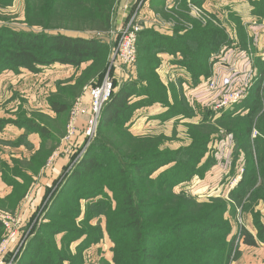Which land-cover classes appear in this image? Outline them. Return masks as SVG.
<instances>
[{
  "label": "rangeland",
  "instance_id": "1",
  "mask_svg": "<svg viewBox=\"0 0 264 264\" xmlns=\"http://www.w3.org/2000/svg\"><path fill=\"white\" fill-rule=\"evenodd\" d=\"M259 2L257 0L254 5L251 0H203L197 5L192 0H177L168 8L171 3L168 5L167 0L156 5L158 7L150 0H137L133 4L126 3L128 13L122 14V0H119L113 7L111 29L66 31L75 36L102 38L104 59L87 60L79 66L53 63L44 66L39 73L21 69L20 72L5 70L0 74V219L2 216L14 219L11 232L2 220L0 264H28L30 261L34 264L113 263L114 243L108 232V219L117 208L111 185L119 176L112 166L121 162L126 167L122 152L145 166V179L158 178L168 170L171 173L166 177L175 175L187 179L175 187L176 192L185 191L199 201L228 199L230 189L243 175L246 154L244 148L238 146L243 134L235 129L234 118L217 120L218 115L212 113L217 92H208L205 86L199 88L198 93L209 96L203 109L193 99H186L185 103L180 96L177 105L170 100L173 110L160 103L167 117H153L156 112L150 106L157 104L152 103L153 91H157L159 99L165 100V90L168 92L165 86L169 88V77L174 78L167 69L165 72L167 64L162 62V55L167 53L140 50L143 40L138 43L136 65L122 69L111 65V55L117 47L119 29L135 13L143 30H155L156 25L164 30L170 25L185 32L197 25H208L222 33L224 40L219 45V53L210 56L209 71L217 72L218 77L230 76L236 85L242 86L244 81L255 74L258 76L261 68L264 69L261 62L264 30H260L264 9ZM144 4L150 7L146 8L150 9L147 15L153 17V20H145L154 24L144 23L146 16L141 14ZM24 20L22 0L0 9V27L41 31ZM218 40L221 41V37ZM141 55H147L158 65L148 76L142 75L143 78L138 75ZM228 59L234 60L236 67ZM108 72L114 77L113 93L128 83L139 85L137 91L135 89L139 95L135 94L129 102L131 108L123 110L117 121L99 124L91 140L84 133L87 114L80 116L75 122L77 129L70 133L75 107L82 104V108L88 110L89 89L100 84ZM235 72L240 73L236 79ZM189 79L192 87L198 85L191 77ZM147 93L150 98L146 99L143 96ZM54 103L62 104L65 110L56 111ZM203 119L207 127L199 126ZM37 124L44 127L43 135L36 129ZM255 129L252 139L259 135L253 136ZM136 152L140 154L134 155ZM88 158L96 159L102 166L93 176L79 166ZM235 162L237 166L231 174V165ZM263 200L247 205L243 215L240 206L237 217L231 221L234 229L241 225L257 228L258 223L264 224V208L260 206H264ZM227 217L228 214L225 219ZM237 243L240 247L243 242L238 239Z\"/></svg>",
  "mask_w": 264,
  "mask_h": 264
},
{
  "label": "trees",
  "instance_id": "2",
  "mask_svg": "<svg viewBox=\"0 0 264 264\" xmlns=\"http://www.w3.org/2000/svg\"><path fill=\"white\" fill-rule=\"evenodd\" d=\"M15 1L17 0H0V9L12 6ZM22 1L25 3L24 21L30 27L41 28V31L0 27V74L5 70L20 72L21 69L39 73L44 66L53 63L79 66L87 60L104 59L101 52L105 48L102 38L75 36L66 31L111 29L113 7L119 0ZM150 1L155 7L164 2ZM192 1L199 5L203 0ZM256 1L251 0L254 5ZM259 5L263 10L262 0ZM219 37L221 41L218 40ZM143 40L144 46H140V50L174 55L175 62L183 66L193 82L198 84L195 87L202 86L211 76L210 56L218 53L220 43L224 42L222 33L208 25H197L195 29L185 32L181 28L176 29L173 36L144 29L139 33L138 43ZM138 66L140 78L142 75L148 76L150 70L155 71L158 67L147 55L140 56ZM260 72L258 76L255 74L247 82L244 81L242 86L235 84L234 87L243 88L248 93L241 103L232 109L212 111L214 115H218L217 120L234 118L235 129L243 134L238 146H242L246 154L244 172L238 183L230 189L228 199L199 201L185 191L176 192L175 187L187 180L185 177H166L170 172L166 170L158 178L145 179V166L134 162L124 152L120 154L125 159L126 167L121 162L119 165L115 162L112 166L119 179L111 185L117 203V208L108 219V232L114 243L111 264H230L240 255L238 239L253 246L258 244V239L264 242V224L258 223L257 239L245 225L234 231L231 222L237 217L240 206L243 207V215L247 211L244 209L247 205H256L259 199H264L261 198L264 197V69L261 68ZM239 75V72H235V79ZM146 81L150 82L148 79ZM165 87L168 89L167 92L163 87L165 100L159 99L157 91H153L152 103H161L172 110L173 103L169 104L172 99L177 105V99L181 96L187 103L189 97L185 83L181 85L173 82L169 88ZM138 88L139 85L135 87L128 83L113 93L104 106L100 125L117 121L123 110L131 108L129 102L137 94L135 89L137 91ZM143 97L147 99L150 95ZM204 100L206 101L203 103L195 101L196 105L206 107L209 96ZM53 108L59 112L65 110L59 103H54ZM174 108L177 113L178 107ZM166 114L162 115L167 117ZM205 122L207 121H202L199 126L207 127ZM254 128L259 131V135L252 139ZM36 129L42 135L45 132L40 125ZM139 154L140 152L134 153L137 156ZM99 165L96 159L88 158L79 166L84 167L86 174L93 176L102 167ZM236 166L237 162L232 163L231 174H234ZM180 170L184 172L183 168ZM257 187L259 189L255 191L254 188ZM226 214L228 217L225 219ZM2 227L4 228L0 219V229ZM161 237H164L163 240ZM28 264H34V261Z\"/></svg>",
  "mask_w": 264,
  "mask_h": 264
},
{
  "label": "built area",
  "instance_id": "3",
  "mask_svg": "<svg viewBox=\"0 0 264 264\" xmlns=\"http://www.w3.org/2000/svg\"><path fill=\"white\" fill-rule=\"evenodd\" d=\"M143 30L140 21H137V13L119 29L118 43L115 51L111 55V65L122 69L133 67L137 61V43L139 33ZM261 59L264 63V49L261 52ZM208 92H217V97L212 107L215 111L232 109L235 105L242 102L246 96L243 88H236L234 80L230 76L218 77V75L209 77L204 82ZM115 88L114 77L108 72L98 85L89 89L90 103L86 111L82 104H78L73 111V118L70 124V133H74L77 126L75 122L81 115L87 114L84 122V133L87 139H93L102 117L105 104L110 101ZM244 111H242L243 113ZM259 132L255 129L253 136ZM2 220L8 231L14 228V219L9 216H2Z\"/></svg>",
  "mask_w": 264,
  "mask_h": 264
},
{
  "label": "crops",
  "instance_id": "4",
  "mask_svg": "<svg viewBox=\"0 0 264 264\" xmlns=\"http://www.w3.org/2000/svg\"><path fill=\"white\" fill-rule=\"evenodd\" d=\"M136 1L135 0H122V3H121L122 10L121 11L124 12V13L122 12V14H127L128 13V11H126V9H128V5L126 3H130L131 2L130 4H133ZM147 1H149V0H147ZM176 2H177V0H167V4L168 5H169V3H171L168 6V8H171V6L173 4H175ZM129 6H131V5H129ZM147 7H148V5L147 4H144L143 7H142V9H141V14H143V16H146L145 18H143V20H145L146 18L153 20L152 15H147V13H146V12H150V9H146ZM148 8H150V7H148ZM156 18H157V16H156ZM118 20H120V19L118 18ZM154 21H155V19H154ZM121 22H122V20H121ZM144 23L145 24L146 23L147 24H150V23L154 24V22H151V21H148V20H145ZM178 23H182V22L179 21ZM122 24H123V22H122ZM154 28L158 29L160 33L166 34V35H168V34L169 35H172L174 33L173 31L176 30L174 27H172L170 25L168 27H165L164 28V30H166V31L161 30V28L158 25L154 26ZM172 29H173V31H172ZM260 30L261 31L264 30V19H263V22H262V28H260ZM162 31H164L165 33H163ZM262 33H263V36H262V38H263L264 37V31ZM262 50H261V52H262ZM162 58H163V61L162 62H164V65L167 64V67L164 68L165 69V72H166V69H167L168 72H170V75H174V78L173 79L169 77V80L171 81L170 83H173V82L176 83V84H179L180 83L181 85H182V83L183 84L185 83V88L188 91L187 92L188 97H189L188 100H190V98H191V99H193V102L194 103H195V101H199L200 103H203L204 101H206V100H204V99H206L205 95H203L202 93H198L199 88L205 86L204 85V82L202 83V86L199 85L198 87H190V84L191 83H190V79H189L190 78L189 73L187 72V70L183 66H181V65H179V64H177L175 62L176 57L174 55H170V54H163L162 55ZM216 58H218V57H216ZM228 60H229L230 63L234 64L235 67H236V62L234 60L233 61H231L230 59H228ZM215 75H217V72L216 73L214 72L211 76H215ZM150 108H152L153 110H155L153 112H156V113H154L152 115L153 117L154 116L162 115L163 112H164L163 111L164 110V107L162 105H160V103L153 104V105L150 106ZM172 120L174 121L175 118H173ZM260 206L262 208H264V206H262L261 204H260ZM246 228L258 239V229L257 228H249L247 226H246ZM235 230L236 229H234V231ZM239 251H240V255L233 262V264H264V242L258 240V244L255 245V246L248 245V244H245L243 242L240 245V247H239Z\"/></svg>",
  "mask_w": 264,
  "mask_h": 264
}]
</instances>
